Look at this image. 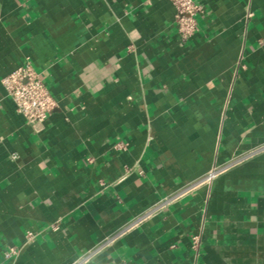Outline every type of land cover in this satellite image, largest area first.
<instances>
[{
    "label": "crops",
    "instance_id": "crops-1",
    "mask_svg": "<svg viewBox=\"0 0 264 264\" xmlns=\"http://www.w3.org/2000/svg\"><path fill=\"white\" fill-rule=\"evenodd\" d=\"M195 1L182 40L169 0H0V79L29 58L56 102L33 130L0 83V264L145 214L84 264H264V0Z\"/></svg>",
    "mask_w": 264,
    "mask_h": 264
},
{
    "label": "built area",
    "instance_id": "built-area-1",
    "mask_svg": "<svg viewBox=\"0 0 264 264\" xmlns=\"http://www.w3.org/2000/svg\"><path fill=\"white\" fill-rule=\"evenodd\" d=\"M174 6V24L179 37L187 40L193 36L198 30V15L203 13V5L195 0H169ZM248 11L247 16H251ZM241 58V57H240ZM241 60V59H240ZM240 62V61H239ZM1 86L11 100L14 110L21 115L25 122L33 129L40 130L42 124L48 115L56 106L55 99L50 94L47 86L40 78L38 72L32 66L29 58H25L23 63L11 72L7 73L0 79ZM126 143H115L116 148L124 149ZM215 173V169H211L205 180H208ZM164 202H159L154 209L160 208ZM153 209V210H154ZM147 214L136 219L131 226L140 222ZM130 226V227H131ZM51 229H57L58 223H52L48 226ZM130 227H125L116 231L107 237L103 242L96 245L92 249L82 254L74 264H84L90 261L102 248L111 245L119 236L122 235ZM35 232L27 231L26 241H30ZM201 235L196 234L191 237V245L194 251L198 253ZM19 248L9 247L4 253L5 257L11 258L18 253Z\"/></svg>",
    "mask_w": 264,
    "mask_h": 264
}]
</instances>
